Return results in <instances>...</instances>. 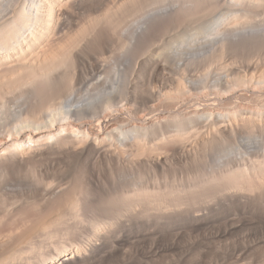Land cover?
<instances>
[{"label":"bare ground","instance_id":"1","mask_svg":"<svg viewBox=\"0 0 264 264\" xmlns=\"http://www.w3.org/2000/svg\"><path fill=\"white\" fill-rule=\"evenodd\" d=\"M241 215L264 220V0H0V264H264Z\"/></svg>","mask_w":264,"mask_h":264},{"label":"rangeland","instance_id":"2","mask_svg":"<svg viewBox=\"0 0 264 264\" xmlns=\"http://www.w3.org/2000/svg\"><path fill=\"white\" fill-rule=\"evenodd\" d=\"M195 72H196V74L199 73L198 71H195ZM199 74H200V73H199ZM240 105H242V104L240 103ZM237 106H239V105H237ZM242 106H244V107H247V106L250 107L249 104L247 105L246 103H245V104L243 103ZM191 109H192V108L189 107V108L187 109V111H191ZM172 113H173V112H168V113H165V115H169V114L171 115ZM179 113H180V112H175V115H176V114L179 115ZM218 151H219V149H218ZM216 152H217V150H216ZM217 153H218V152H217ZM217 153L215 154V152H214V153H213L214 155H213V154L210 155L211 153L208 154V156H207L208 159L206 158V160H208V161L205 160L206 162L203 161L202 164L199 162L201 165H197V164H199V163H197V164H196L197 167L200 169V168H202V167L205 165L206 167L209 166V167H213V168H214V166H213L214 164H213V163H215V162L217 161V159H218V157H217ZM213 156H214V157H213ZM211 157H212V158H211ZM215 158H216V159H215ZM251 159L253 160V158H251ZM254 159H255V158H254ZM252 160H251V161H252ZM201 161H202V160H201ZM209 161H210V162H209ZM204 162H205V164H204ZM211 162H213V163H211ZM247 162H248V164H249L250 161H247ZM247 162H246V163H247ZM206 163L208 164V166L206 165ZM178 164H179V163H175V166H176V168H177V167H178V168L180 167V169H181V167H182V169H183V166L185 167V165H186V164H185V165H182V164H184V162H183V163H180V166H177ZM211 164H212V165H211ZM216 164H217V163H216ZM248 164H247V165H248ZM196 165H195L194 167H196ZM210 165H211V166H210ZM186 166H187V165H186ZM200 166H202V167H200ZM189 167H191V166L189 165L188 167H186V169L189 168ZM194 167H193V166L191 167V171H192V172L194 171ZM215 167H216V166H215ZM192 168H193V170H192ZM198 168H197V169H198ZM180 169H179V170H180ZM186 169H185V170H186ZM189 169H190V168H189ZM189 169H187L188 172H190ZM177 170H178V169H177ZM177 170H176V174H178L177 177H179V176L181 175V176H180L181 178L184 179V177H185V179H186V175H187V174H185V172H181V171H184V169H183V170H180L179 173H178ZM187 170H186V171H187ZM186 173H187V172H186ZM169 178H170V177H169ZM169 178H168L167 180H168L169 183H170V182L172 181V180H170V179H172V178H170V179H169ZM127 179H128V178H124V177L122 178V177H121V179H120V178H117V179L114 180V181H115L116 183H119V182H120V183H124V184H127V183H128V185H129V187H130L129 179H128V180H127ZM183 179H182V180H183ZM185 179H184V180H185ZM119 180H120V181H119ZM123 180H124V181H123ZM126 180H127V181H126ZM160 180H161V179H160ZM162 180H163V179H162ZM162 180H161V181H162ZM167 180L164 179L163 182H165V181H167ZM178 180H180V178H178ZM116 183H114V184H116ZM124 184H122V185H124ZM116 185H118V184H116ZM125 186H126V185H125ZM227 215H229V214H227ZM227 215H226V216H227ZM222 216H223V215H220L218 218H220V217H222ZM231 216H232V217H235L234 215H230L229 217H231ZM243 217H245V216H242V215H241V216L239 217L240 221H241V219H242V220L244 219V221H245V219H246V221H248V220L251 218L250 216H249L250 218H248V217H247V218H243ZM218 218H217V219H218ZM252 219H253V221L256 219L257 222L260 220V219H257L256 217H255V219L252 217L250 220H252ZM256 221H255V222H256ZM261 221H262V219L260 220V223H261V224H260L259 222H258V223H257V222H256V223H255V222H252V223H254V224H252L251 221H248V222H250V223H248V222H246V223L249 224V226H250L251 229H253V230H254V229H255V230L257 229L256 231H258V230H259V231L262 230V231L264 232V224H263V223H264V222H263L264 220L262 221L263 223H262ZM241 223H242V225L244 226L243 223H245V222H242V221H241ZM248 224H245V225H248ZM249 226H247V227L249 228ZM252 226H253V227H252ZM247 227H243L241 233H238L237 235H235V236H236V239H237V237H238V239H241V240H245V239L248 238V236L250 235V233H249V230H247V229H248ZM257 227H258V228L261 227V228L258 229ZM173 229H175V228H173ZM173 229H172V230L170 229V233H171L173 236H175V234H176V237H179L178 235L181 233L180 231L183 230L182 227H181V229H177V228H176L177 230H173ZM171 231H174V232L176 231V232H175V233L173 232V233H174V234H173ZM178 231H179L180 233H178ZM196 232H197V231H196ZM198 232H199V231H198ZM177 233H178V235H177ZM199 233L201 234V232H199ZM189 234H190V233H189ZM189 234H184L183 236H184L185 238L183 237V240H182V239H180V240H182V242L184 241V243H187V242H188V243H189V242H194L193 244H194V246H196V248H197V245H198V247H199V244H200V246L202 247V246H203V243H206V242H207V241H206V240H207V236L209 237V233L206 234V232H205V233L202 232V234L199 235V236H196V235H198V233L195 235V232H194V233L192 232L190 235H189ZM192 234H193V236H192L193 238L190 237ZM188 235H189V237H188ZM194 235H195V236H194ZM187 237H188L189 239H188ZM204 237H205L206 239H205ZM184 239H185V240H184ZM202 239L205 240V242H204ZM188 240H190V241H188ZM199 240H200V241H199ZM201 240H202L203 242H201ZM195 242H196V243H195ZM200 242H201V243H200ZM208 242H209V241H208ZM208 242H207V243H208ZM197 243H198V244H197ZM196 244H197V245H196ZM201 244H202V245H201ZM204 245H205V244H204ZM209 245H210V243H209ZM211 246H212V245H211ZM203 247H204V246H203ZM222 249H223V248H222ZM211 250H212V249H211ZM211 250H210V251H207V253L204 252L205 255H204V254H203V255H204L205 257L203 258V256H202V259H201V261L203 262L202 264H207L206 262H208V264H211V263H212V264H219L220 261H222V262H221V264H222L223 262H225V261H227V260H228V261L225 262L226 264H227V263L230 264L229 262H231V264H232V263H233L232 261H234L235 263L237 262L235 259L239 260V258H234V257H236V256H233V257H227L228 259H223V257H222V259H223V260H222L221 257H219V256H220V252L223 251V250H221L220 252H219L218 250H215V248L212 250V252H211ZM213 251H214V252H213ZM216 251H217V252H216ZM209 252H210V253H209ZM215 252H216L217 254H218V252H219V254L216 255ZM212 253H214V254H212ZM212 255H214V256H212ZM208 256H211V257H208ZM217 256H218L219 258H216ZM206 257H207V258H206ZM214 257H215V258H214ZM205 258H206V259H205ZM208 258H209V259H208ZM192 259H193V258H192ZM203 259H204L205 262L203 261ZM213 259H214V260H213ZM231 259H232V260H231ZM208 260H210V261H208ZM229 260H231V261H229ZM194 261H197V260H194ZM198 261H199V260H198ZM201 261H200V262H201ZM211 261H213V262H211ZM217 261H218V262H217ZM209 262H210V263H209ZM240 262H242V261L240 260V261H238L236 264H240ZM225 263H223V264H225ZM235 263H233V264H235Z\"/></svg>","mask_w":264,"mask_h":264}]
</instances>
